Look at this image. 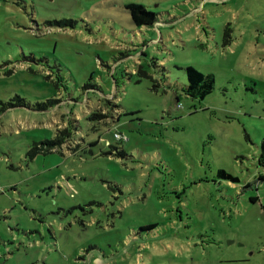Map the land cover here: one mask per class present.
Listing matches in <instances>:
<instances>
[{
    "label": "rangeland",
    "instance_id": "374dc122",
    "mask_svg": "<svg viewBox=\"0 0 264 264\" xmlns=\"http://www.w3.org/2000/svg\"><path fill=\"white\" fill-rule=\"evenodd\" d=\"M263 139L264 0H0V264H264Z\"/></svg>",
    "mask_w": 264,
    "mask_h": 264
},
{
    "label": "trees",
    "instance_id": "16d2710c",
    "mask_svg": "<svg viewBox=\"0 0 264 264\" xmlns=\"http://www.w3.org/2000/svg\"><path fill=\"white\" fill-rule=\"evenodd\" d=\"M126 8L130 11L132 20L137 26L153 25L154 23L158 22V14L154 11L149 10L145 5L141 3L131 2L126 4ZM186 70H187L188 84L185 88V91L188 95L196 98H204L206 95L210 94L213 91L215 87V77L213 75L203 73L193 65L187 66ZM85 86H88V84H86ZM58 102L59 100L57 99L55 100L48 99L47 101L37 102L36 104H33V107L36 110L44 111L53 107V105L57 104ZM3 105H4L2 109L3 111H6L7 109L12 107L31 106V104L21 96H16L12 98L10 101L4 103ZM106 117L109 118V115L107 116V114L101 112H93L91 113L90 116V118L97 120H102L103 118ZM71 137H72V132L69 131L68 128L62 129L61 131H59V133L54 139L51 140L47 139L44 141L34 142L33 145L30 146L27 156L33 159L40 152L43 153L50 152L51 150L55 149L56 146H61L65 144L67 141L71 140ZM117 139L123 141L124 137ZM118 154L125 155L123 151L118 152ZM259 162L260 164L264 165V139L261 143V153L259 156ZM218 174L220 178L228 179L234 182L239 181L238 177L232 175L231 173H228L224 169H220L218 171ZM261 178L263 179L264 175H262ZM146 228L148 229L154 228V225L148 226Z\"/></svg>",
    "mask_w": 264,
    "mask_h": 264
},
{
    "label": "built area",
    "instance_id": "2783aa9c",
    "mask_svg": "<svg viewBox=\"0 0 264 264\" xmlns=\"http://www.w3.org/2000/svg\"><path fill=\"white\" fill-rule=\"evenodd\" d=\"M115 136H116L117 138H119V139L122 138V137H124L123 134H122V133H119V132H116V133H115ZM124 138H127V137H124ZM127 139H128V138H127ZM0 188H1V185H0Z\"/></svg>",
    "mask_w": 264,
    "mask_h": 264
}]
</instances>
